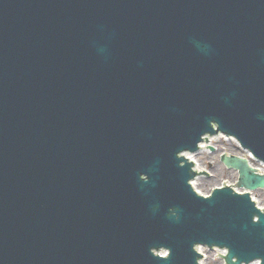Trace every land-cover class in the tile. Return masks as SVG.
Here are the masks:
<instances>
[{
  "label": "water",
  "instance_id": "95a60500",
  "mask_svg": "<svg viewBox=\"0 0 264 264\" xmlns=\"http://www.w3.org/2000/svg\"><path fill=\"white\" fill-rule=\"evenodd\" d=\"M219 133L264 164V0H0V264H264L260 168L194 189Z\"/></svg>",
  "mask_w": 264,
  "mask_h": 264
},
{
  "label": "rangeland",
  "instance_id": "374dc122",
  "mask_svg": "<svg viewBox=\"0 0 264 264\" xmlns=\"http://www.w3.org/2000/svg\"><path fill=\"white\" fill-rule=\"evenodd\" d=\"M215 150H209L198 152L196 154L197 160L200 162L203 172L209 173L208 176L201 174L197 178L196 188L203 194H209L211 190L222 185H232L238 181V172L235 169H229L221 161V154H235L249 156V154L241 148L239 143H236L233 139L216 137L210 141ZM252 165L263 167L258 160L252 159ZM239 191H244L240 187H234ZM252 197L257 200L260 206L264 205V189H256L252 191ZM214 252L209 254V259ZM206 264H222L220 260H210Z\"/></svg>",
  "mask_w": 264,
  "mask_h": 264
},
{
  "label": "bare ground",
  "instance_id": "6f19581e",
  "mask_svg": "<svg viewBox=\"0 0 264 264\" xmlns=\"http://www.w3.org/2000/svg\"><path fill=\"white\" fill-rule=\"evenodd\" d=\"M218 137H220V135H218ZM217 137V138H218ZM216 138V137H215ZM210 139H213V138H208L207 139V143L206 142H203L202 143V147H207V146H209V145H211L210 144ZM230 139H232V138H230ZM205 150H207V149H202V151H205ZM214 151V150H213ZM195 153H191V152H188L187 153V155H186V157H188L189 159H192L193 161H195V164H196V168H198V170L199 171H203L204 169L201 167V164H200V162L197 160V158L195 157L196 156V154L194 155ZM196 183H197V181H195V187H196Z\"/></svg>",
  "mask_w": 264,
  "mask_h": 264
}]
</instances>
